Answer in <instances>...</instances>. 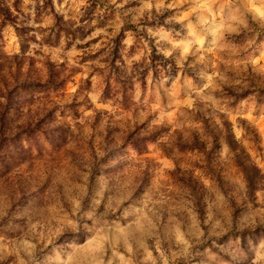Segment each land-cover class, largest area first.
I'll return each instance as SVG.
<instances>
[{
  "label": "rangeland",
  "instance_id": "1",
  "mask_svg": "<svg viewBox=\"0 0 264 264\" xmlns=\"http://www.w3.org/2000/svg\"><path fill=\"white\" fill-rule=\"evenodd\" d=\"M0 264H264V0H0Z\"/></svg>",
  "mask_w": 264,
  "mask_h": 264
}]
</instances>
